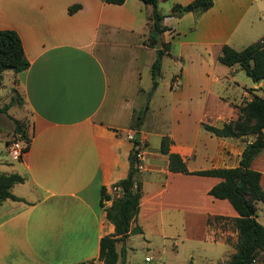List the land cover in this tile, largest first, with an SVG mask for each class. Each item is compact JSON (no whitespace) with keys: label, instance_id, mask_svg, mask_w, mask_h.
Wrapping results in <instances>:
<instances>
[{"label":"crops","instance_id":"1","mask_svg":"<svg viewBox=\"0 0 264 264\" xmlns=\"http://www.w3.org/2000/svg\"><path fill=\"white\" fill-rule=\"evenodd\" d=\"M191 1L157 3L164 15L162 25L167 27L161 41L170 47L162 57L161 71L165 58L177 70L171 72L169 85L173 128L156 133L147 125L146 115L138 129L131 126L135 113L143 110L147 101L150 107L158 88L145 98L152 86L150 68L155 59V49L145 42L150 5L140 0L122 4L103 0H0V29L17 31L30 63L18 73L4 72L0 100L8 84L21 94L33 133L28 150L13 168L25 180L11 191L23 200L6 199L0 204V264H103L99 260L100 240L113 233L114 227L100 205V189L105 186L111 197L117 192L112 187L127 176L134 147L131 136L137 132L143 151L137 176L142 195L132 225L138 223L144 233L143 223L165 206L162 198L158 203L155 199L164 197L168 177L170 180L174 174L202 183L200 197L215 203L217 198L208 190L221 179L171 171L168 155L159 151L160 142L168 136L170 151L182 157L190 172L239 164L251 138L217 137L201 123L218 125L236 118L241 99L250 100V95L263 91L264 79L253 86L240 84L235 78L238 66H226L218 56L225 44L240 50L264 41V0H213L203 12L171 15L174 4ZM75 4L80 7L69 12ZM144 74H148L146 87H142ZM231 90L240 91L227 95ZM186 117L195 122L194 138L190 133L179 135ZM2 126L0 121L4 143L0 164L4 160L1 154L8 155L6 145L14 133L13 119ZM152 135L157 137L154 147L149 142ZM251 167L260 171L264 190V149ZM158 174L167 176V186L147 194L146 181ZM173 202L194 210L202 222L207 215H237L226 199H219L223 210L199 205L196 196ZM257 220L264 225V202L257 203Z\"/></svg>","mask_w":264,"mask_h":264},{"label":"trees","instance_id":"2","mask_svg":"<svg viewBox=\"0 0 264 264\" xmlns=\"http://www.w3.org/2000/svg\"><path fill=\"white\" fill-rule=\"evenodd\" d=\"M110 4H122L125 0H103ZM145 5L152 7L149 23V33L146 44L155 49V59L151 65L152 86L148 93V99L158 86L161 76L162 57L169 52V44L161 41V47L156 49L157 35L162 34L167 27L162 25L164 15L157 9L158 0H140ZM213 4V0H192L182 5L174 4L171 15L180 16L186 12H203ZM80 7L75 4L69 7L73 12ZM218 61L226 66L237 65L253 81L264 79V41L253 42L240 50L230 45H223L218 56ZM22 41L14 29H0V83L5 71L18 73L29 67ZM9 103L0 106V111L7 112L10 105L24 104V100L15 89ZM148 109V101L143 113ZM14 122L13 137L22 144L23 151H27L32 138V128L28 121L11 117ZM135 128L142 123L141 114L134 117ZM201 127L217 137L251 138L246 143L240 156L239 164L230 168H213L190 172L184 160L178 153L169 149L170 138L164 135L160 142L159 151L168 155L169 169L174 172L192 173L196 175L218 177L221 180L213 185L208 194L217 199H226L237 215L232 217V223L237 232L235 250L226 264H255L264 260V225L257 220V203L264 202V190L261 186V173L251 167V162L264 149V97L253 94L250 100L238 106L236 118L212 125L206 122ZM139 133L132 139L134 146L140 144ZM139 173L136 150L133 147L129 155V169L127 176L115 184L120 192L113 197L106 191V187L100 189V205L105 207V218L109 221L114 231L110 235L103 236L100 240L99 260L103 264H124V246L117 250V243H124L128 235L143 233L142 227L136 223L139 212L140 198L142 195L141 182L137 176ZM25 178L16 172L0 173V204L11 199L23 200L14 195L12 187L24 182ZM112 200L109 206L105 202Z\"/></svg>","mask_w":264,"mask_h":264},{"label":"rangeland","instance_id":"3","mask_svg":"<svg viewBox=\"0 0 264 264\" xmlns=\"http://www.w3.org/2000/svg\"><path fill=\"white\" fill-rule=\"evenodd\" d=\"M176 70L177 66H173L170 60L165 58L159 85L152 97L150 107H148V113H143V109L136 112L134 116L141 114L143 122L146 115L147 125L156 133L169 132L173 128L174 117L171 111L173 96L169 85L171 72ZM235 78L240 84L247 83L249 86H253L254 82L239 67ZM146 86H148V74H144L142 78V87ZM239 91L231 90L227 95H238ZM258 92L259 95H264V81L263 91L259 90ZM4 93V97L0 100V106L9 103L11 96L14 94L9 84ZM148 93L145 92L146 99ZM194 100L196 103L198 98ZM246 101L247 99H241L238 106L243 105ZM182 113L184 114V112ZM28 115L29 112L25 104L15 103L10 105L7 112L0 111V121L5 126L14 116L29 122ZM185 120L184 130L180 131L179 135L185 134L187 136V133H190V138H194V132L197 130L195 122L190 117H186ZM131 126L135 128L134 119ZM15 139L18 138L12 136L9 143ZM198 141L200 142V139ZM149 142L151 146H156L158 144L156 135H152ZM3 145L4 143L0 139V148ZM8 145H6L7 153ZM1 157L4 160H1L0 173L13 172V168L18 161L12 160L9 154L6 153H2ZM166 181L167 176L165 177L164 174H158L147 180L145 183L147 194L162 190L167 186ZM168 181L167 192L165 191L166 194L162 195L164 197L155 199V202L158 203L162 198L165 206L161 207L160 212H154L156 215L143 223L144 233L134 234L124 243L120 242L118 244L119 249L124 246V264H226L235 250L234 246L237 240V232L232 223V217L207 215L205 222H202L200 218L197 219L194 210L183 208L174 202L172 205V199L187 200V198L193 199L196 196V199L200 202L199 205H206L214 210H223V204L219 202V199L214 200L215 203L203 200L200 197L203 184L192 179V177L184 178L174 174L170 176V180L168 177ZM169 198H171L170 201ZM180 202L183 203L181 200ZM146 256L149 257V260H145ZM263 261L259 260L255 264H263Z\"/></svg>","mask_w":264,"mask_h":264},{"label":"built area","instance_id":"4","mask_svg":"<svg viewBox=\"0 0 264 264\" xmlns=\"http://www.w3.org/2000/svg\"><path fill=\"white\" fill-rule=\"evenodd\" d=\"M131 138L133 139L134 136H131ZM134 148L136 150V158L138 159V167L140 169L142 167L141 162L143 160V151H142L141 143L138 145H135ZM7 149H8V154L10 158L14 161H19L24 154L22 144L16 140H12L9 143ZM112 189L114 191H117L118 193L120 192V189L118 187L113 186ZM145 260H149V257H146Z\"/></svg>","mask_w":264,"mask_h":264},{"label":"water","instance_id":"5","mask_svg":"<svg viewBox=\"0 0 264 264\" xmlns=\"http://www.w3.org/2000/svg\"><path fill=\"white\" fill-rule=\"evenodd\" d=\"M161 47V34L157 35V44L156 49H159Z\"/></svg>","mask_w":264,"mask_h":264}]
</instances>
